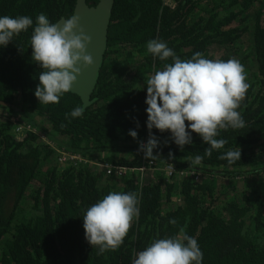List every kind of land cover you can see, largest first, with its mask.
<instances>
[{
  "label": "trees",
  "instance_id": "16d2710c",
  "mask_svg": "<svg viewBox=\"0 0 264 264\" xmlns=\"http://www.w3.org/2000/svg\"><path fill=\"white\" fill-rule=\"evenodd\" d=\"M76 1L0 0V16H30L34 27L44 13L55 23L73 15ZM263 16L264 0H116L96 100L79 118L70 116L83 107L77 94L47 105L35 96L42 69L32 58V28L0 48V100L11 104L0 105L8 115L0 117V264H132L153 240L184 233L197 239L203 264H264ZM152 39L166 42L182 60L197 52L238 60L250 85L237 109L245 127L221 130L217 138L227 143L211 156L195 132L193 143L181 149L170 131L153 128L159 144L149 159L152 169L102 180L99 162L137 168L144 160L140 145L150 138L146 79L172 63L147 52ZM133 54L138 60L123 71L121 60ZM14 115L36 132L17 136ZM41 135L56 147L39 141ZM59 148L82 160L61 165ZM238 149L241 159L232 164L219 158ZM196 155L203 159L194 166ZM169 164L183 173L168 179ZM113 191L134 193L140 212L123 244L99 253L85 238L83 215Z\"/></svg>",
  "mask_w": 264,
  "mask_h": 264
},
{
  "label": "clouds",
  "instance_id": "9594fccd",
  "mask_svg": "<svg viewBox=\"0 0 264 264\" xmlns=\"http://www.w3.org/2000/svg\"><path fill=\"white\" fill-rule=\"evenodd\" d=\"M33 24L30 16H0V48L32 28V58L42 69L35 96L40 104H58L65 93L73 91L82 68L94 63L87 51L92 37L80 25L78 15L53 23L41 13L34 27ZM147 52L160 61L171 58L172 63H166L162 70L146 79L150 138L140 145L145 158H154V149L159 144L151 133L153 128L170 131L173 142L181 149L193 143L192 132H195L209 145L205 154L211 156L213 150L223 149L227 143L217 138L221 130L245 127L237 109L250 85L238 60L208 59L199 52L182 60L166 42L158 39L147 42ZM84 110L81 106L74 108L71 118L82 117ZM129 135L136 138L138 134L130 130ZM219 158L232 164L241 159V149L229 150ZM202 159L196 155L190 163L200 165ZM138 205L134 193L113 191L104 196L83 215L86 240L99 253L117 250L139 216ZM132 264H203V252L197 239L184 233L153 240L136 254Z\"/></svg>",
  "mask_w": 264,
  "mask_h": 264
},
{
  "label": "water",
  "instance_id": "95a60500",
  "mask_svg": "<svg viewBox=\"0 0 264 264\" xmlns=\"http://www.w3.org/2000/svg\"><path fill=\"white\" fill-rule=\"evenodd\" d=\"M115 1L116 0H99L97 4H94L88 2V0H78L75 4L73 15H78L80 17V25L83 27L86 34L92 37L91 42L88 44L87 51L94 58V63L92 65L82 68L81 74L78 75L77 81L73 85V91H70L73 94H77L82 99L84 109L93 104L96 100L93 99V94L98 85L100 71L105 61L109 26ZM62 19L66 18L64 17ZM0 105L11 106L10 103L1 100Z\"/></svg>",
  "mask_w": 264,
  "mask_h": 264
},
{
  "label": "built area",
  "instance_id": "2783aa9c",
  "mask_svg": "<svg viewBox=\"0 0 264 264\" xmlns=\"http://www.w3.org/2000/svg\"><path fill=\"white\" fill-rule=\"evenodd\" d=\"M11 120L15 122L16 129L19 132L26 133L27 131H34L35 130L31 124H27V123L23 122L20 119V116L12 117ZM143 143H147V141H144ZM143 158H144V160H143L142 164L137 168H135V167L129 168L127 166H123V165H119V164L118 165L117 164H109V163H97V165L99 166V168H101L104 171V174H106L107 176L115 175V176H117V178H121L123 176H126L128 172H133V171L137 170L143 174V173H146L149 169H152L154 162L152 160L146 159L144 153H143ZM81 160H82L81 156L79 154L74 153V152L63 151L60 153V155L58 157V162L61 165H65L68 163H75L76 161H81ZM164 171H165V176L168 179H171L174 176V174L176 172H178L177 169L172 164L167 165L165 167ZM178 173L182 174L183 171H179ZM199 177H200V173L197 172L195 179H198Z\"/></svg>",
  "mask_w": 264,
  "mask_h": 264
},
{
  "label": "rangeland",
  "instance_id": "374dc122",
  "mask_svg": "<svg viewBox=\"0 0 264 264\" xmlns=\"http://www.w3.org/2000/svg\"><path fill=\"white\" fill-rule=\"evenodd\" d=\"M262 23L264 24V16L262 18ZM249 38V34L244 38L243 42H244V45L246 47V44L248 42V39ZM133 58H126V59H122L121 60V68L123 71L127 72L129 71L131 68H133V66L135 65V62L138 60L136 58V55L133 54ZM6 111L2 108H0V117H3V118H7L8 115H6L5 113ZM12 117H17V115H14ZM11 117V118H12ZM36 120L39 122V123H42L44 124L46 127H48L50 129V124L46 121V119H44L43 117H39L37 116L36 117ZM16 125V124H15ZM147 174V172L145 173ZM107 178V175L104 174V172L102 173V180H105ZM241 189V188H240ZM180 199L179 198H175V201H179ZM173 208H174V205H173Z\"/></svg>",
  "mask_w": 264,
  "mask_h": 264
},
{
  "label": "flooded vegetation",
  "instance_id": "af4514ba",
  "mask_svg": "<svg viewBox=\"0 0 264 264\" xmlns=\"http://www.w3.org/2000/svg\"><path fill=\"white\" fill-rule=\"evenodd\" d=\"M77 1H78V0H77ZM77 1H76V2H77ZM17 117H18V115H17ZM25 123H26V122H25ZM27 124H29V123H27ZM32 126H33V125H32ZM33 127H34V126H33ZM34 129H35L34 132H36V128H35V127H34ZM15 133H16L17 136H19V137L25 134L24 132H23V133H22V132H19L17 129H16ZM39 141L50 143L52 146H55V147H56L55 142H50V141L47 139V137H46L45 135H41ZM63 151H65V150H64V149H60V148L57 150V153H59V154H58V157H59L60 153L63 152Z\"/></svg>",
  "mask_w": 264,
  "mask_h": 264
},
{
  "label": "crops",
  "instance_id": "0c3cea01",
  "mask_svg": "<svg viewBox=\"0 0 264 264\" xmlns=\"http://www.w3.org/2000/svg\"><path fill=\"white\" fill-rule=\"evenodd\" d=\"M119 187H121V186H119ZM120 189V188H119Z\"/></svg>",
  "mask_w": 264,
  "mask_h": 264
}]
</instances>
